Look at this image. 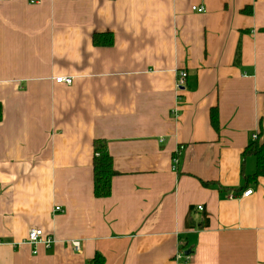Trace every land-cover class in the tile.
Wrapping results in <instances>:
<instances>
[{
    "label": "crops",
    "instance_id": "obj_1",
    "mask_svg": "<svg viewBox=\"0 0 264 264\" xmlns=\"http://www.w3.org/2000/svg\"><path fill=\"white\" fill-rule=\"evenodd\" d=\"M0 106V264H264V0H0Z\"/></svg>",
    "mask_w": 264,
    "mask_h": 264
},
{
    "label": "trees",
    "instance_id": "obj_2",
    "mask_svg": "<svg viewBox=\"0 0 264 264\" xmlns=\"http://www.w3.org/2000/svg\"><path fill=\"white\" fill-rule=\"evenodd\" d=\"M2 120V108L0 106V122ZM263 123V122H262ZM212 125L218 127L217 112L212 113ZM256 141L247 149L246 153L252 155L257 161V173L255 178L250 180L257 181L259 177H264V127L257 137ZM96 154L99 155L94 160V195L98 199H105L111 195V181L116 175L112 167V160L105 147L98 143L96 146ZM248 179V180H249ZM249 180V181H250ZM104 260L97 255L91 264H103Z\"/></svg>",
    "mask_w": 264,
    "mask_h": 264
},
{
    "label": "built area",
    "instance_id": "obj_3",
    "mask_svg": "<svg viewBox=\"0 0 264 264\" xmlns=\"http://www.w3.org/2000/svg\"><path fill=\"white\" fill-rule=\"evenodd\" d=\"M32 3H35V2H32ZM192 11L197 12V13L205 12L203 8H197V7H194ZM55 81H56V84H66L68 86H71L73 84V80L71 78H57ZM187 81H188V74L184 71L179 72L178 78H177V84H176L178 95L185 91L187 87ZM256 138L257 137L254 136V139ZM183 150L184 148L180 147L176 152V155L173 160V171L174 172L178 171L179 158ZM252 193L253 192L251 190L247 191L246 193L243 194V197L248 198L249 196L252 195ZM199 210H202V208L200 207ZM56 212H60V208H56ZM27 242L29 245L33 247L34 254H37V249L39 246H44L46 249H50L55 244L56 240L53 236L46 235L42 230L33 229V230H30L28 233ZM71 245L74 251L79 252L81 250V245L79 242H72ZM180 255L182 256V254ZM180 255H178V257Z\"/></svg>",
    "mask_w": 264,
    "mask_h": 264
},
{
    "label": "water",
    "instance_id": "obj_4",
    "mask_svg": "<svg viewBox=\"0 0 264 264\" xmlns=\"http://www.w3.org/2000/svg\"><path fill=\"white\" fill-rule=\"evenodd\" d=\"M190 254V252H187V254L186 255H189Z\"/></svg>",
    "mask_w": 264,
    "mask_h": 264
}]
</instances>
